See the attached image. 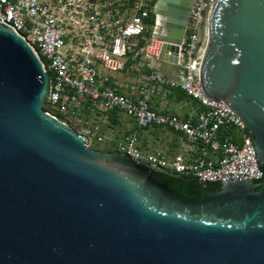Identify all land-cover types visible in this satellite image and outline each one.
Returning <instances> with one entry per match:
<instances>
[{"label": "water", "instance_id": "1", "mask_svg": "<svg viewBox=\"0 0 264 264\" xmlns=\"http://www.w3.org/2000/svg\"><path fill=\"white\" fill-rule=\"evenodd\" d=\"M193 4L154 6L171 81ZM204 45L203 92L239 116L263 177L194 176L203 188L192 200L154 178L185 175L88 148L46 111L50 74L0 23V264H264V0H217L192 58Z\"/></svg>", "mask_w": 264, "mask_h": 264}, {"label": "built area", "instance_id": "2", "mask_svg": "<svg viewBox=\"0 0 264 264\" xmlns=\"http://www.w3.org/2000/svg\"><path fill=\"white\" fill-rule=\"evenodd\" d=\"M216 1L194 0L179 51L180 82L154 72L147 77L148 84L132 86L129 94L101 75L100 67L123 70L130 55L133 60H158L162 43L153 36L157 19L154 25L149 22L154 8L137 3L135 14L126 20L113 17L108 10L111 0H0V23L15 28L38 53L51 78L44 106L55 118L63 117L65 124L71 119L72 124L76 122L74 129L88 148L103 143L105 136L98 124L89 123L85 109L121 112L140 129L169 130L189 144L186 152L171 155L166 150H147L136 135L122 138L117 151L135 160L211 182L227 176L258 180L263 172L243 122L228 105L203 92L200 71L205 45L192 58L199 28L202 24L207 28ZM149 29H153L152 39L142 45ZM164 88H180L202 110L186 119L157 112L151 99Z\"/></svg>", "mask_w": 264, "mask_h": 264}, {"label": "crops", "instance_id": "3", "mask_svg": "<svg viewBox=\"0 0 264 264\" xmlns=\"http://www.w3.org/2000/svg\"><path fill=\"white\" fill-rule=\"evenodd\" d=\"M113 16L115 19L119 17V16L116 17L115 14H113ZM147 37L148 38H146L147 40L144 42L143 45H146L147 42L151 41L152 33ZM140 60H143L144 61L143 64L148 66L149 67L148 70L151 69L153 70V72L148 73V70H147L143 74L140 75L138 80L136 81L134 80L130 82L131 80L129 78L132 75L131 70H133L138 65V64L137 65L135 64L140 62ZM127 62L123 70L113 71L115 73L114 75L107 74L106 72H104L105 69L100 67L101 75L107 77L112 83L118 85L124 94L131 93L132 86H140V85L148 84L149 82L147 81V77L154 72H162L166 75H172L173 73V70L170 64L160 62L159 60H149V59H143V58L139 60H133L132 55H130L128 57ZM126 75L128 76V81H125L126 78L124 76ZM144 80H146V82H144ZM166 89L167 88L160 89L158 93L155 96H153L151 99L152 106L157 112L176 115L178 117L186 119V118H189L191 115L197 112H200L202 110V107L197 101L193 99L177 101L176 99L170 96V91ZM169 89H172V88H169ZM85 111H87L86 114L95 112V111H92L91 108L90 109L86 108ZM109 113H104V115L107 114L106 116H108ZM115 113H117V121L119 123L117 124L113 123V124H116V125L120 124L121 127H124V123L121 124L120 119H119L121 114H124V113H121V112H115ZM80 117L83 118V116H80ZM109 120L111 119L109 118ZM96 122L98 121L96 120ZM129 128L130 130L125 131L124 133L122 132L120 136L114 137L115 139H111V141H113L112 144L117 145V142H120L122 138L131 136V135H136L141 140L143 147L149 151L154 150V149H160V150L169 151L170 154L173 155V154H178V153H184L186 152L185 150L189 148V144L186 142L185 139H183L180 135L173 133L169 130H165V129L143 130L137 127L135 122H133V125H130ZM101 132L104 135L102 129H101ZM163 133L170 135L169 139L166 138L165 136H162Z\"/></svg>", "mask_w": 264, "mask_h": 264}, {"label": "rangeland", "instance_id": "4", "mask_svg": "<svg viewBox=\"0 0 264 264\" xmlns=\"http://www.w3.org/2000/svg\"><path fill=\"white\" fill-rule=\"evenodd\" d=\"M157 0H111L110 2V7L108 10H112V14H115V16H123L126 18V20H129L134 14H135V6L137 3L143 4L144 6H148V8L152 9L154 8ZM114 17V16H113ZM153 32V29H149L146 33V38H148V34H151ZM144 61L140 60V62L136 63L137 65L133 70H131L132 75L130 76V82L136 81L139 79L140 75L143 74L145 71L148 70V66L143 64ZM107 74L114 75L115 73L113 71H108L105 70ZM126 78L125 81H128V76H124ZM123 77V78H124ZM124 78V79H125ZM146 82V80H144ZM52 111L49 106H44V108ZM107 114L104 115L103 112L101 111H96V113H90L87 114V119L89 120V123H96L100 125L104 135H105V141L103 143H94L93 145L90 146L91 149L101 151V152H115L117 151V145L112 144L113 141L111 139H115L114 137L120 136V134L125 131L130 130L129 126L133 125L132 120L127 117L125 114H121L119 117L120 123H124V127H121V125H116L113 124L111 120H109ZM60 120L65 122V119ZM96 120L98 122H96ZM72 119L71 123L67 122V125H71L73 128H78L76 122L72 124ZM126 122V123H125ZM122 128V129H121ZM162 136H165L166 138L169 139L170 135H167L166 133H163Z\"/></svg>", "mask_w": 264, "mask_h": 264}, {"label": "trees", "instance_id": "5", "mask_svg": "<svg viewBox=\"0 0 264 264\" xmlns=\"http://www.w3.org/2000/svg\"><path fill=\"white\" fill-rule=\"evenodd\" d=\"M155 18L156 16L152 13L149 19L150 24L152 25L155 24ZM149 35L150 34H148V36ZM144 42L145 41H142L141 44L143 45ZM151 72H153V70L149 69L148 73H151ZM166 90L170 91V96L176 99L177 101L192 100L180 88H172V89L167 88ZM44 109L48 112H51L50 110L46 109V107ZM108 116L112 120L113 123H116V124L119 123L117 121V113L111 112L108 114ZM60 118L63 119V117L61 116ZM247 135L251 137L248 133ZM154 178L166 183L174 193L180 195L183 198L197 200L202 195L203 186L199 183L198 178L194 176H183L182 179H178V178H174L169 175L155 173ZM220 187H221V183H208V186H207L208 190H217V189H220ZM259 189L260 188H258V190Z\"/></svg>", "mask_w": 264, "mask_h": 264}, {"label": "flooded vegetation", "instance_id": "6", "mask_svg": "<svg viewBox=\"0 0 264 264\" xmlns=\"http://www.w3.org/2000/svg\"><path fill=\"white\" fill-rule=\"evenodd\" d=\"M264 181V180H263ZM263 181H261V182H263Z\"/></svg>", "mask_w": 264, "mask_h": 264}]
</instances>
